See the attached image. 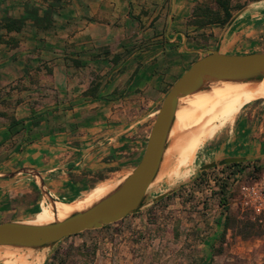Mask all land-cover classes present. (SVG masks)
I'll return each instance as SVG.
<instances>
[{"label":"crops","instance_id":"0c3cea01","mask_svg":"<svg viewBox=\"0 0 264 264\" xmlns=\"http://www.w3.org/2000/svg\"><path fill=\"white\" fill-rule=\"evenodd\" d=\"M26 1L32 0H5L9 12L0 9V20L21 12ZM198 1L66 0L52 30L0 25V173L34 168L51 195L69 197L87 186V171L111 164L103 157L124 145L134 124L147 137L143 124L156 111L124 125L119 107L132 108L129 98L142 91L150 105L158 103L166 81L208 49L264 51V0H241L246 9L230 25L206 28L187 23ZM201 33L211 34L205 46ZM244 145L225 155L261 157L255 142ZM31 188L38 191L26 174L0 179V214H11L0 222L32 214L27 193L15 201Z\"/></svg>","mask_w":264,"mask_h":264},{"label":"rangeland","instance_id":"374dc122","mask_svg":"<svg viewBox=\"0 0 264 264\" xmlns=\"http://www.w3.org/2000/svg\"><path fill=\"white\" fill-rule=\"evenodd\" d=\"M238 2L240 3L241 0H238ZM203 34L204 36L198 40L199 43H203L205 39L207 41L210 39L211 34ZM260 42L263 43L264 41ZM173 82L171 83V80L166 81V85L160 90L161 94L157 98L158 103L156 104L150 105V99L142 91L140 94L129 98L130 101H133L132 108L119 107V112H122L119 113V116H124V125H129L147 115V113L156 111L161 104L163 95ZM210 92L211 90H208L203 93L198 111L186 125H189V129L191 123H195L196 120L201 118L210 101ZM251 100H247L240 105L234 120L230 121L220 111L218 122L210 120L207 123L204 122L194 131L191 129L185 138L193 137L201 145L199 148L185 146L181 149L170 179L173 180L179 177L194 166L193 174L174 183L166 184L162 188L154 185L148 195V201H151L159 192L175 187L173 191L157 201L145 205L141 210L128 215L118 223L99 230L90 229L92 231H85L78 236L59 241L44 264L48 262L54 251L57 252L58 258L48 264H59V258H64V264H206L208 261H210V264H259L262 262L264 233L261 236L243 239L228 229L224 240L220 244L217 238L218 232L221 230L220 223L223 219V209L217 205L216 197L212 195L217 180L233 172L234 181L230 188L235 194L229 201L231 211L250 210L251 218L257 219L264 229V218L256 215L251 208L244 204L240 193L241 184H251L264 175L263 173L252 180L247 173L248 167H251L254 163L257 164L259 161L262 162L264 156V99L249 103ZM154 115L155 113L150 115V118L143 124V127L149 125L147 136ZM217 123H219L220 130L225 126H230L221 130L213 139L209 140V131ZM133 126L124 132L126 139L124 145L116 147L112 154L108 153L103 157L102 161L111 164L96 171V177L103 176V180L118 178L128 173L136 165L144 150L147 137H143L146 132L145 129L141 128L142 125L134 124ZM179 130L174 129L171 135L166 159L170 156V150ZM183 138L180 137V141ZM227 139L230 141L226 146ZM138 141L142 142L138 143ZM249 141L255 142L258 153L262 154L261 157L246 160L235 168L224 164L201 171L198 170L200 165L210 162L218 156L225 155V152L230 149L241 148L246 150L244 143ZM245 162H248L247 167ZM205 170L204 181L197 185L194 184L193 181ZM95 180L94 177L93 181ZM98 182L92 183V187ZM88 183L87 186L77 190L69 197H57V199L71 200L87 194L92 188H89ZM26 193L27 195H25ZM18 194L21 198L19 197L15 201L23 202L25 200V203L33 201L31 207L28 206L32 210L29 217H34L33 213L34 215L37 213H40V216L45 215V204L42 202L40 205L41 198L38 191L36 192L34 188H31V191L19 192L15 195L19 196ZM24 195L25 199L23 200ZM27 208L24 207L23 209L26 210ZM1 209L6 210L5 206ZM3 214H0V220L11 215L8 213L3 216ZM214 238L216 246L221 248V252L218 254H212L210 251V242ZM2 262L0 260V263Z\"/></svg>","mask_w":264,"mask_h":264},{"label":"water","instance_id":"95a60500","mask_svg":"<svg viewBox=\"0 0 264 264\" xmlns=\"http://www.w3.org/2000/svg\"><path fill=\"white\" fill-rule=\"evenodd\" d=\"M245 9L246 7H242L232 15L226 25H230ZM263 78L264 51L228 53L220 51L219 47L206 50L180 74L163 95L141 157L128 174L105 196L64 218L42 224L32 223L33 217L1 221L0 260L4 261L5 257L2 256L7 252L28 254V262L34 264V257L40 254L43 255L40 264H44L52 249L64 237L116 222L173 191L175 187L159 192L148 201L150 190L155 185L154 180L166 161L176 111L185 106V99L208 91L220 82H260ZM246 160V156L240 155L218 156L200 165L198 170ZM23 174L29 175L33 180L40 194V205L42 202L51 205L55 201L64 200L51 195L41 174L31 167L0 173V179H11Z\"/></svg>","mask_w":264,"mask_h":264},{"label":"trees","instance_id":"16d2710c","mask_svg":"<svg viewBox=\"0 0 264 264\" xmlns=\"http://www.w3.org/2000/svg\"><path fill=\"white\" fill-rule=\"evenodd\" d=\"M5 0H0V9L7 14L9 12V7L5 4H1ZM250 1V0H248ZM66 3V0H32L31 2H24L22 4L21 12H18L16 15L12 16H3L0 20V25L4 27L7 31L15 30L19 31L25 25H30L41 31L52 30L56 27L54 15L63 7ZM246 2H238V0H200L198 1L192 8L191 16L189 17L187 23L189 25L195 26L196 28H206L210 26H223L225 25L233 15V12L241 9ZM204 36L203 33L200 34ZM208 35V34H206ZM204 40L203 45L205 46ZM260 49H264V45H260ZM76 65H79L76 63ZM97 86L94 87L96 89ZM86 95H94V92L88 91L85 93ZM141 157V156H140ZM139 157V159H140ZM138 159V161H139ZM137 161V162H138ZM246 163V167L248 166V162ZM243 164V162H232L225 166L236 167ZM224 167V166H223ZM248 176L253 179L258 178L264 173V156L262 162L254 163L251 167H248ZM103 169V168H102ZM97 172L87 171L85 174L90 177L88 186L92 187V183L98 182L104 179V177H96ZM206 174V170L202 171L200 176H198L193 183L200 184L204 181V175ZM233 172L226 174L225 177L217 180L215 190H212V195L216 197V203L219 207L223 209V219L220 223L221 230L218 232V238L220 244L224 240L225 233L228 229L232 231L233 234L240 236L243 239H248L254 236H261L264 233V229L262 224L258 222L257 219L251 218V211L244 210L240 212V210H236L232 212L229 206V201L234 197V191L230 188L232 182L234 181ZM96 178L93 181V178ZM127 217V216H126ZM122 219L106 224L98 229L99 230L105 227H108L114 223H118L125 219ZM85 231L92 230H84L82 232H78L75 234H71L67 237H64L61 241L69 239L71 237H75L80 235ZM210 251L212 254H218L221 252L220 246H216L215 238L210 242ZM58 258L57 252L54 251L48 262H52L54 259ZM59 264H64V258H59ZM206 264H210L208 261ZM259 264H264V256L262 262Z\"/></svg>","mask_w":264,"mask_h":264},{"label":"bare ground","instance_id":"6f19581e","mask_svg":"<svg viewBox=\"0 0 264 264\" xmlns=\"http://www.w3.org/2000/svg\"><path fill=\"white\" fill-rule=\"evenodd\" d=\"M210 90V101L208 105L202 113L201 118L196 120L195 123H191L190 129L188 127L189 125H186L191 121L195 113L198 111V106L202 100L204 92H200L186 98L185 106L179 108L176 111L174 129L180 130L176 134V140L169 153L170 156L168 155L169 157H167L166 161L161 167L160 173L154 180L155 185L162 188L163 186H166V184L174 183L178 180H182L188 176H191L194 171V166L179 177L173 180L170 179L174 164L181 149L185 146L199 148L201 145L193 137L185 138L189 131L191 129L192 131L196 130L204 122L207 123L210 120H215L218 122V113L220 111L230 121L234 120L237 116L238 109L243 102L250 99H252L251 101L256 99H264V78L260 82H220L213 85ZM227 127L225 126L221 128V130H224ZM221 130L219 123H217L213 128L210 129L208 139H213ZM180 137L184 138L180 141ZM127 174L128 173H125L118 178L100 181L96 183L90 190L88 189L89 191L87 194L80 195L71 200H58L51 205H47L45 202H43L45 204V215L40 216V213H37L33 215L34 217L31 219V222L36 224L47 223L55 219L64 218L75 210L84 209L110 192ZM13 254L15 253H5L3 256H11L6 257L0 264H31L27 259L28 254ZM42 258L43 255L37 254L33 260L34 264H40Z\"/></svg>","mask_w":264,"mask_h":264},{"label":"built area","instance_id":"2783aa9c","mask_svg":"<svg viewBox=\"0 0 264 264\" xmlns=\"http://www.w3.org/2000/svg\"><path fill=\"white\" fill-rule=\"evenodd\" d=\"M240 193L244 204L264 218V175L251 184H241Z\"/></svg>","mask_w":264,"mask_h":264}]
</instances>
